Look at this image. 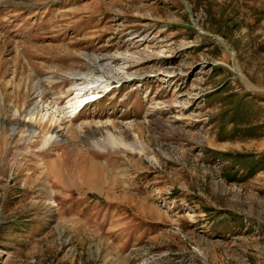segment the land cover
Returning <instances> with one entry per match:
<instances>
[{"label":"rangeland","instance_id":"rangeland-1","mask_svg":"<svg viewBox=\"0 0 264 264\" xmlns=\"http://www.w3.org/2000/svg\"><path fill=\"white\" fill-rule=\"evenodd\" d=\"M0 264H264V0H0Z\"/></svg>","mask_w":264,"mask_h":264},{"label":"bare ground","instance_id":"bare-ground-1","mask_svg":"<svg viewBox=\"0 0 264 264\" xmlns=\"http://www.w3.org/2000/svg\"><path fill=\"white\" fill-rule=\"evenodd\" d=\"M121 71H125L121 68H116L111 66L110 63H107L106 65L100 66V72L97 70H89V72L84 73L80 77H77L75 79V84L72 85L70 91L72 92L71 96L69 97V100L66 103V106H64L62 109L56 108L57 113L60 111L64 113V115H70L71 117H75L78 115L79 111L83 109V107L87 106L91 101L95 100L100 96L102 91H105L106 89H110L108 87H111V85L107 84L108 80L103 81H95L94 77L103 78L105 75L111 76L115 78L118 74L121 73ZM97 73L100 74L97 75ZM117 78V77H116ZM94 79V80H92ZM89 102V103H88ZM88 103V104H86ZM54 112V113H55ZM34 115L31 113V116ZM35 118V117H34ZM34 119L30 117V121L32 122ZM50 141H56V137H50ZM114 145H122L125 148H130L129 146H126L125 144L119 143L118 140L113 141ZM135 148L143 151V147L135 146Z\"/></svg>","mask_w":264,"mask_h":264}]
</instances>
